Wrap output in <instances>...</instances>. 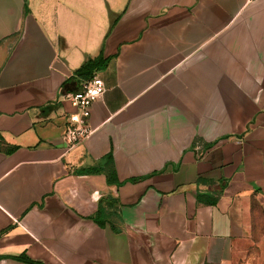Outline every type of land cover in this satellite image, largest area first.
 Returning a JSON list of instances; mask_svg holds the SVG:
<instances>
[{
  "label": "crops",
  "instance_id": "crops-1",
  "mask_svg": "<svg viewBox=\"0 0 264 264\" xmlns=\"http://www.w3.org/2000/svg\"><path fill=\"white\" fill-rule=\"evenodd\" d=\"M0 135V264H264V0H0Z\"/></svg>",
  "mask_w": 264,
  "mask_h": 264
},
{
  "label": "built area",
  "instance_id": "built-area-1",
  "mask_svg": "<svg viewBox=\"0 0 264 264\" xmlns=\"http://www.w3.org/2000/svg\"><path fill=\"white\" fill-rule=\"evenodd\" d=\"M105 92V84L101 76L94 73L90 79L82 82L78 92L62 96V101H68L76 110L75 114L67 116L62 137L69 148L84 143L94 133L95 130L90 125L91 109Z\"/></svg>",
  "mask_w": 264,
  "mask_h": 264
},
{
  "label": "trees",
  "instance_id": "trees-1",
  "mask_svg": "<svg viewBox=\"0 0 264 264\" xmlns=\"http://www.w3.org/2000/svg\"><path fill=\"white\" fill-rule=\"evenodd\" d=\"M101 59H94L87 61L81 69L78 71L79 75L87 76V80L92 77L95 71L98 70L99 65L101 64ZM0 141H3V138L0 135Z\"/></svg>",
  "mask_w": 264,
  "mask_h": 264
}]
</instances>
